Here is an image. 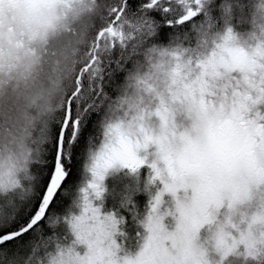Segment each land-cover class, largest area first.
<instances>
[{
  "label": "snow or ice",
  "instance_id": "obj_1",
  "mask_svg": "<svg viewBox=\"0 0 264 264\" xmlns=\"http://www.w3.org/2000/svg\"><path fill=\"white\" fill-rule=\"evenodd\" d=\"M235 8L0 0V101L24 102L0 123V264H264V25L249 34L255 47L242 46L224 19ZM85 17L95 18L90 37L77 27ZM65 35L87 38L82 53L58 48ZM145 166V191L161 187L149 193L138 251L121 257L124 220L95 202L110 171ZM82 173L79 214H53Z\"/></svg>",
  "mask_w": 264,
  "mask_h": 264
},
{
  "label": "trees",
  "instance_id": "obj_2",
  "mask_svg": "<svg viewBox=\"0 0 264 264\" xmlns=\"http://www.w3.org/2000/svg\"><path fill=\"white\" fill-rule=\"evenodd\" d=\"M261 111L264 112V108H261ZM113 174H108L106 176L103 199L95 203L101 206L102 213L106 214L112 212L117 220L121 217L123 218V225H118V228L126 237V239H123L124 252H122L121 255L127 252L134 256L137 250L136 234L137 232L143 233L140 222L143 220L146 213L148 200L150 198L149 193L154 195L158 187L157 185H148V191H145V186L147 185V180L150 175V169L147 166L141 168L137 174H130L126 169L117 171L115 176H111ZM80 183L81 176L79 174H74L72 177V184L67 189V194L61 197L59 203L53 205V214L61 216L67 215L70 208L72 214H77L76 212L78 209H75L72 205L73 201L77 198ZM126 198L131 199V204L128 206V209L122 207ZM165 200H170V197H165ZM133 206L135 207V218L131 211ZM165 223L169 226V230H171L172 225L170 220H166ZM56 232L62 237L67 236L69 241L72 239L66 224L59 225L56 228ZM45 234H51V230L45 228ZM204 237L205 231L202 230L201 239L203 240ZM115 239L117 244H121L122 238L120 236L115 237ZM80 250L82 251V249Z\"/></svg>",
  "mask_w": 264,
  "mask_h": 264
},
{
  "label": "clouds",
  "instance_id": "obj_3",
  "mask_svg": "<svg viewBox=\"0 0 264 264\" xmlns=\"http://www.w3.org/2000/svg\"><path fill=\"white\" fill-rule=\"evenodd\" d=\"M230 2L233 4L234 8L236 5L242 4L243 9L235 8V15L233 17H225L224 19L227 20V23L229 25L235 26L236 29L240 32L239 43L242 46L246 48L255 47L257 41L252 39L249 34L255 32L256 36L259 37L260 36L259 26L264 25V17L256 13V5L260 3V0H230ZM253 16H255V20H256L255 26L253 25V22H252ZM94 20H95L94 17H85L84 20L81 22V25H78L77 27L81 28L82 30L83 26L85 25L88 26V29H89L88 37H90L91 31L93 30L92 25L94 24ZM200 38L201 37H198L196 34H192L191 36V39L193 42H195L197 39H200ZM86 39L87 38H85L84 41H78L77 37L65 35L64 37L61 38V40L57 41V46L60 49H68L69 52H71L72 49L78 48L79 52L82 53L84 44L86 43ZM208 39H209L208 46L206 48L199 49V51L205 52L208 49H210L211 37H209ZM81 58L82 56L80 55H77L76 57L70 56L69 63H71L73 59H81ZM48 71L49 69L46 66L45 72L41 76V80H40L41 83L46 84ZM23 103H24L23 99L17 102L15 98L11 96H5L3 101H0V123L4 122L3 120L4 115H12L14 117L15 109L17 107H22ZM3 143H5V141L3 137L0 136V144H3ZM120 170H124V169H120ZM114 171L115 170L110 171L109 174ZM22 177H23V173L20 174V178H21V182L25 183ZM89 179H90V176L88 174L82 173L80 187L86 186V183ZM75 200H76V203L78 204L79 203L78 199L76 198ZM72 207L78 209V213L80 212V209L76 207L75 204L72 205ZM121 253H119L118 255H120L121 257L125 255V253L123 255H121Z\"/></svg>",
  "mask_w": 264,
  "mask_h": 264
},
{
  "label": "rangeland",
  "instance_id": "obj_4",
  "mask_svg": "<svg viewBox=\"0 0 264 264\" xmlns=\"http://www.w3.org/2000/svg\"><path fill=\"white\" fill-rule=\"evenodd\" d=\"M113 173H117V171H114V172H112V173H110V174H113ZM148 181V180H147ZM157 185V189H159L160 187H161V185H159V184H156ZM77 214L76 215H78L79 213H78V210H77V212H76ZM138 251V247H137V250H136V252Z\"/></svg>",
  "mask_w": 264,
  "mask_h": 264
},
{
  "label": "bare ground",
  "instance_id": "obj_5",
  "mask_svg": "<svg viewBox=\"0 0 264 264\" xmlns=\"http://www.w3.org/2000/svg\"><path fill=\"white\" fill-rule=\"evenodd\" d=\"M117 174V173H116ZM116 174H113V175H111V176H115ZM76 209V208H75Z\"/></svg>",
  "mask_w": 264,
  "mask_h": 264
}]
</instances>
